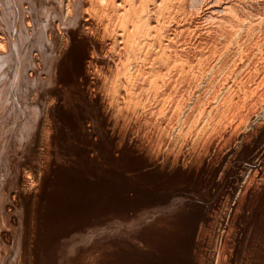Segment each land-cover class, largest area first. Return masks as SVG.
Masks as SVG:
<instances>
[{"label": "bare ground", "instance_id": "1", "mask_svg": "<svg viewBox=\"0 0 264 264\" xmlns=\"http://www.w3.org/2000/svg\"><path fill=\"white\" fill-rule=\"evenodd\" d=\"M67 153L154 182L71 264H264V0H0V264Z\"/></svg>", "mask_w": 264, "mask_h": 264}, {"label": "rangeland", "instance_id": "2", "mask_svg": "<svg viewBox=\"0 0 264 264\" xmlns=\"http://www.w3.org/2000/svg\"><path fill=\"white\" fill-rule=\"evenodd\" d=\"M135 177L130 164L122 160L60 155L34 207L36 229L30 231V223L20 212L14 221L17 235L3 236V264H24L20 254L28 241L33 245V264H71L82 249L90 247L88 243L92 240L86 236L93 235L94 229H98L95 235L114 236L105 230L110 221H124L148 208L151 197L148 188L154 187V182L147 189H136L131 185L138 182ZM83 257L91 261L92 253H84ZM146 264L171 263L152 258Z\"/></svg>", "mask_w": 264, "mask_h": 264}]
</instances>
